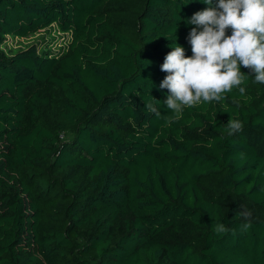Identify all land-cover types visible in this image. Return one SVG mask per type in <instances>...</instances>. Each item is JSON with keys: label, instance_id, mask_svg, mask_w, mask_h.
Returning a JSON list of instances; mask_svg holds the SVG:
<instances>
[{"label": "trees", "instance_id": "obj_1", "mask_svg": "<svg viewBox=\"0 0 264 264\" xmlns=\"http://www.w3.org/2000/svg\"><path fill=\"white\" fill-rule=\"evenodd\" d=\"M207 7L0 0V264H264V84L176 115L159 87Z\"/></svg>", "mask_w": 264, "mask_h": 264}, {"label": "clouds", "instance_id": "obj_2", "mask_svg": "<svg viewBox=\"0 0 264 264\" xmlns=\"http://www.w3.org/2000/svg\"><path fill=\"white\" fill-rule=\"evenodd\" d=\"M202 2L208 7L187 21L193 26L187 38L192 55L186 56L184 47L172 44L161 65L167 75L159 87L169 92L163 104L173 115L201 103L219 102L233 89L244 94L241 85L247 74L242 67L254 73L255 83L264 84V0ZM146 108L157 116L161 114L152 104H146ZM242 129L240 120L230 118L228 135ZM239 215L250 219L252 213L245 210ZM250 227V223L240 226L242 231ZM213 230L218 235L235 231L219 222Z\"/></svg>", "mask_w": 264, "mask_h": 264}, {"label": "rangeland", "instance_id": "obj_3", "mask_svg": "<svg viewBox=\"0 0 264 264\" xmlns=\"http://www.w3.org/2000/svg\"><path fill=\"white\" fill-rule=\"evenodd\" d=\"M65 38L66 36L50 28L28 39H10L8 40V44L13 49H22L31 45H37L39 49H49L52 53H58L67 41Z\"/></svg>", "mask_w": 264, "mask_h": 264}]
</instances>
